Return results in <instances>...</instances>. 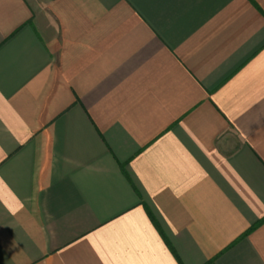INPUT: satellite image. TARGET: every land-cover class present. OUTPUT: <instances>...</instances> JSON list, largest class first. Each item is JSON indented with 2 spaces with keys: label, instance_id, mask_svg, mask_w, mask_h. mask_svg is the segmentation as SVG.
Listing matches in <instances>:
<instances>
[{
  "label": "crops",
  "instance_id": "1",
  "mask_svg": "<svg viewBox=\"0 0 264 264\" xmlns=\"http://www.w3.org/2000/svg\"><path fill=\"white\" fill-rule=\"evenodd\" d=\"M0 264H264V0H0Z\"/></svg>",
  "mask_w": 264,
  "mask_h": 264
}]
</instances>
